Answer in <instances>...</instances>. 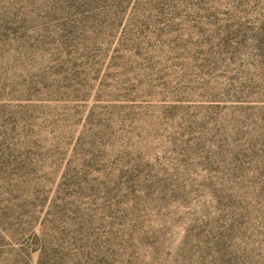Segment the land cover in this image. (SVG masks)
I'll return each mask as SVG.
<instances>
[{
	"label": "rangeland",
	"instance_id": "374dc122",
	"mask_svg": "<svg viewBox=\"0 0 264 264\" xmlns=\"http://www.w3.org/2000/svg\"><path fill=\"white\" fill-rule=\"evenodd\" d=\"M0 264H264V0H0Z\"/></svg>",
	"mask_w": 264,
	"mask_h": 264
}]
</instances>
